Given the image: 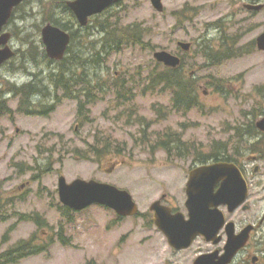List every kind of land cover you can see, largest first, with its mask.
<instances>
[{
  "label": "rangeland",
  "instance_id": "1",
  "mask_svg": "<svg viewBox=\"0 0 264 264\" xmlns=\"http://www.w3.org/2000/svg\"><path fill=\"white\" fill-rule=\"evenodd\" d=\"M50 1L28 0L6 27L16 55L0 66V101L10 110L0 113V202L10 216L0 222V242L6 230H12L0 253L35 233L36 245L50 239L52 244L16 264H167L171 256L164 238L149 225V208L162 194L181 207L188 169L219 151L231 155L237 146L233 129L248 114L259 120L264 52L257 50L255 40L264 32V10L244 9L251 0H162L163 11L158 13L149 0H124L107 15L90 19L85 28L72 24L78 30L73 51L81 58L99 49L101 23L141 24L149 46L115 49L102 58L96 69L102 90L81 116L77 101L54 89L50 75L57 65L42 54L40 32L47 24ZM51 15L70 21L58 7ZM84 41L88 44L81 45ZM178 42L190 43V51H182ZM222 42L227 46L222 48ZM206 46L222 52L229 48L232 56L212 63L206 59ZM155 51L181 59L182 73L195 81L196 108L176 110L169 93L145 89ZM32 74L37 75L33 89L42 94L29 99L37 113L27 115L18 110L19 97L11 88L32 81ZM118 81L125 92L130 89L128 97L118 96ZM164 134L179 138L184 156L155 148ZM95 138L109 140L120 154L112 152L98 162L84 160L81 156ZM59 176L68 183L95 180L126 190L138 215L119 218L105 207L91 206L67 220L58 208ZM14 213L38 214L47 226L37 230L32 222H19Z\"/></svg>",
  "mask_w": 264,
  "mask_h": 264
},
{
  "label": "flooded vegetation",
  "instance_id": "2",
  "mask_svg": "<svg viewBox=\"0 0 264 264\" xmlns=\"http://www.w3.org/2000/svg\"><path fill=\"white\" fill-rule=\"evenodd\" d=\"M259 1L251 0L250 4L245 5L262 6L261 10H246L262 12L264 3ZM42 50L45 61L58 62L47 57L44 46ZM31 77L32 81L23 86H34L33 81L37 75L32 74ZM38 95H31L30 99ZM252 116H245L247 120L239 128L233 129L237 146L232 154L225 156L219 151L215 160L205 163H226L235 168L230 170L236 173L235 176L219 177L212 189L213 194L217 195L222 185L228 183L232 191L230 198L217 195L212 200L203 202L201 209L190 213L186 195L189 175L196 167L205 165L201 164L186 172L181 207L171 202L166 194L156 200L169 217L179 215L180 225L186 230V235L193 237L187 247L177 249L170 246L153 222L154 211L149 210V225L167 244L171 256L167 264H264V129L257 126L258 122L264 120V108L259 120L254 121ZM192 214L195 223L189 226Z\"/></svg>",
  "mask_w": 264,
  "mask_h": 264
},
{
  "label": "trees",
  "instance_id": "3",
  "mask_svg": "<svg viewBox=\"0 0 264 264\" xmlns=\"http://www.w3.org/2000/svg\"><path fill=\"white\" fill-rule=\"evenodd\" d=\"M24 3H27L24 2ZM48 9V20L46 23H50L54 26L59 27L60 29L66 31L70 35V43L67 49L65 57L60 61L56 62L55 73L50 75L54 80L51 82L56 91H61L63 98H69L71 100L77 101V110L78 115L83 116L85 112H88V105L93 103V99L96 98L97 92L102 90L101 81L96 73V69L100 68L104 63L103 57L112 50H121L124 47H134L138 46L141 48L149 46L144 42V38L147 35V30L141 24H131L127 26L111 25L107 23H101L97 25L99 29L97 32L101 35L98 42H100L99 49L94 53L90 54L89 57L81 58L77 53L73 51L74 45L76 42V32L72 24L76 23V20L70 10L67 8L65 1L63 0H52L47 3ZM119 5V4H118ZM21 5L17 7L12 15L13 19L18 11L21 9ZM58 7L63 10L67 15L70 21L61 22L55 18H51V13L53 8ZM109 9L103 13L102 16L107 15ZM97 16L91 18L92 21L96 19ZM99 17V16H98ZM97 17V18H98ZM87 27V26H86ZM28 44V43H27ZM88 43L84 41V44ZM90 44H94L93 41H90ZM221 47L224 48L227 45L221 43ZM219 49V48H218ZM206 59H209L212 63L221 60L223 57H231L232 53L229 48L226 51L222 52L220 50H214L213 48L206 46L205 47ZM70 54V56L68 55ZM239 55V54H237ZM49 62V61H48ZM51 63V62H49ZM52 64V63H51ZM91 67V69H89ZM183 62L181 61L180 65L177 68H168L161 64L155 62L153 70L149 72V79L145 86L147 91H160L167 92L170 94L172 107L176 110H190L196 108L197 106V95H196V86L195 81L183 74ZM125 83V80H123ZM118 83L114 86L117 88V94L121 97H128L130 89L125 92V85ZM34 86H21V87H12L11 91L15 97H19V111H24L27 115L36 114L35 110H31L30 107L34 105L29 102L31 95L42 94L41 90H34ZM87 107V110H86ZM7 111L10 113V110L5 107L4 101H0V113ZM86 115V114H85ZM86 119V118H85ZM159 140V141H158ZM156 142V141H155ZM179 144H181L178 137L168 136L164 134L160 139L157 138L155 148L157 150L163 151L165 154H171L174 152L176 156L181 158L184 156L180 153ZM119 147H112L109 140L104 142L97 138L94 139V143L89 147V151L86 154H83L81 157L86 161L98 162L102 157L110 155L112 152L115 154H120ZM217 157L216 154H211L205 156L201 160H197L201 164H205L208 161L215 160ZM224 157V156H222ZM2 202H0V222H5L10 216H7L6 211L4 212ZM61 210V215L67 220L70 219L71 212L66 207L59 206ZM19 217V222H32L37 230L46 227L47 223L44 222V219L38 214H16ZM12 230L7 229L4 235L2 236L0 246L8 242L9 233ZM60 232L62 229L60 227ZM59 236V232L56 234ZM37 239L36 234H32L27 239L19 240L13 246L9 247L6 251L0 253V264H16L18 261H21L24 258L38 255L44 252L47 247L52 244L50 239L45 245L35 244ZM91 264V263H90Z\"/></svg>",
  "mask_w": 264,
  "mask_h": 264
},
{
  "label": "water",
  "instance_id": "4",
  "mask_svg": "<svg viewBox=\"0 0 264 264\" xmlns=\"http://www.w3.org/2000/svg\"><path fill=\"white\" fill-rule=\"evenodd\" d=\"M25 1L27 0H0V66L14 56V52L8 45L10 33L2 31L8 25L13 10ZM121 1L123 0H72L67 1L66 6L74 15L78 25L85 27L90 18L102 14ZM149 1L155 11L158 13L163 11L162 0ZM244 8L259 11L262 6L245 5ZM40 33L47 57L55 61L61 60L69 45V34L51 24H46ZM255 45L258 51L264 52V32L256 38ZM177 46L182 51L188 52L191 44L178 42ZM153 59L169 68H176L180 65V58L166 51H155ZM257 126L264 129V120L258 122ZM234 169L231 164L212 163L192 170L186 191L190 213L201 209L203 202L212 200L217 195L230 198L232 191L228 183L222 185L217 195L213 194L212 189L219 177L235 176V172H230ZM57 195L60 204L73 212H80L90 206L98 205L112 210L118 217H133L138 214L137 205L126 190L95 180L75 179L68 183L63 176H59ZM149 210L154 211L153 222L167 238L170 246L180 249L191 243L193 237L186 235V230L180 225L179 215L169 217L157 201L151 204ZM193 223L195 219L192 214L188 224L192 226Z\"/></svg>",
  "mask_w": 264,
  "mask_h": 264
}]
</instances>
